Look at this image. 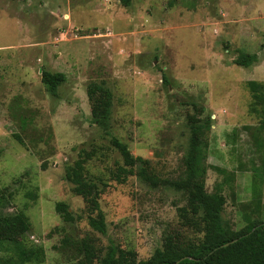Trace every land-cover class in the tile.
<instances>
[{
  "label": "rangeland",
  "instance_id": "374dc122",
  "mask_svg": "<svg viewBox=\"0 0 264 264\" xmlns=\"http://www.w3.org/2000/svg\"><path fill=\"white\" fill-rule=\"evenodd\" d=\"M240 52L259 60L240 66ZM44 69L66 74L57 96ZM249 80L264 83V0H0V255L34 251L40 259L18 264H69L87 238L147 260L167 233L200 240L179 217L182 193L137 174L112 179L123 164L112 136L157 176L182 174L193 116L210 124L206 186L223 184V219L236 230L264 220V120ZM94 82L113 93L110 134L92 119ZM93 148L86 177L101 187L106 234L64 177ZM61 201L74 221L57 211ZM21 213L24 228L13 225Z\"/></svg>",
  "mask_w": 264,
  "mask_h": 264
},
{
  "label": "trees",
  "instance_id": "16d2710c",
  "mask_svg": "<svg viewBox=\"0 0 264 264\" xmlns=\"http://www.w3.org/2000/svg\"><path fill=\"white\" fill-rule=\"evenodd\" d=\"M125 6L132 0H121ZM257 53L240 52L235 62L249 67L257 62ZM166 79V77H164ZM64 72H52L44 69L42 81L54 96L59 87L66 81ZM248 86L253 92L256 104H261L260 111L264 120V83L249 80ZM87 93L92 106V119L106 134H110L113 110V93L105 83H91ZM190 122L191 134L188 150L184 157V171L178 177L163 178L152 173L150 160L135 156L129 146L116 136L111 142L122 156L123 164L112 172V179L125 182L129 176L137 174L150 186H164L182 193L186 204L178 207L182 223L193 228L203 236L200 240H182L178 234L167 233L161 248H157L147 260H138L136 253L122 248L115 243L103 251L89 239H82L77 248L83 258L69 264H264V220H252L240 230L232 228L222 216L226 196L222 183L209 192L206 186L208 164V143L206 131L209 122L196 120ZM93 150L83 149L73 165L66 167L65 179L72 183V191L81 195L87 205L88 220L92 228L103 234L107 232V222L100 209L99 198L102 193L98 183L86 177V163L96 156ZM138 168V169H137ZM260 175L264 176V154L260 166ZM56 209L67 221H74L75 215L66 202H58ZM18 221L13 220L15 227L27 226V216L19 214ZM226 243H229L225 245ZM2 246L0 244V251ZM42 250V249H41ZM40 259L34 251L21 252L19 260L13 261L0 255V264H18L26 260Z\"/></svg>",
  "mask_w": 264,
  "mask_h": 264
},
{
  "label": "water",
  "instance_id": "95a60500",
  "mask_svg": "<svg viewBox=\"0 0 264 264\" xmlns=\"http://www.w3.org/2000/svg\"><path fill=\"white\" fill-rule=\"evenodd\" d=\"M227 244H229V243H226L225 245H227ZM176 263H178V261H176ZM176 263H175V264H176Z\"/></svg>",
  "mask_w": 264,
  "mask_h": 264
}]
</instances>
